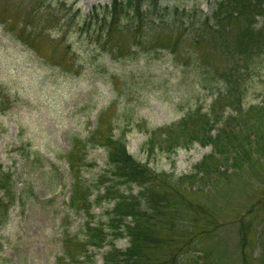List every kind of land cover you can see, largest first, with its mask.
I'll list each match as a JSON object with an SVG mask.
<instances>
[{
  "label": "trees",
  "instance_id": "1",
  "mask_svg": "<svg viewBox=\"0 0 264 264\" xmlns=\"http://www.w3.org/2000/svg\"><path fill=\"white\" fill-rule=\"evenodd\" d=\"M167 1L108 0L95 5L87 18L95 19L110 61L135 63L131 74L141 62L147 65L168 56L176 77L192 72L210 102L205 111L197 106L169 125L146 131L144 163L127 152V132L117 126L120 131L115 136L109 120L104 128L103 114L86 136L72 141L66 153L68 207L82 211L86 221L82 240L64 229L63 264H95L92 250L107 245L101 264H221L209 259L220 244L213 242L216 190H233L231 182L236 184L237 175L246 168L253 167L260 176L264 173V98L258 105L243 106L264 70V0H217L208 12L196 5L187 10L170 6ZM3 24L12 32L10 23ZM43 35L42 30L27 29L20 41L37 55L34 44ZM120 39L127 44L121 45ZM70 49L68 45L66 51ZM71 57L74 61L90 59L84 53ZM88 67L104 72L91 63ZM6 102L8 96L0 90L1 110ZM130 116V112L122 114L126 126L131 124ZM193 144L210 147L211 152L192 173L175 178L149 168L152 156L173 155ZM97 147L106 150L107 173L89 184L80 169L85 166L87 150ZM30 155L24 159L30 161V172L39 171L46 179L49 166L46 172L44 166L36 168L40 163L37 153ZM14 173L15 169L4 170L0 164V227L8 221L15 200L24 194L15 189ZM52 177L58 186L57 177ZM103 203L111 205L104 222L92 213L94 206ZM244 223L248 226L250 222ZM245 224L240 223L237 235L241 255L248 260ZM122 239L127 247L116 248L114 242ZM259 261L263 263L264 257Z\"/></svg>",
  "mask_w": 264,
  "mask_h": 264
},
{
  "label": "rangeland",
  "instance_id": "2",
  "mask_svg": "<svg viewBox=\"0 0 264 264\" xmlns=\"http://www.w3.org/2000/svg\"><path fill=\"white\" fill-rule=\"evenodd\" d=\"M35 1L0 0V90L8 96L6 108H0V164L4 170L15 169V189L24 192L11 206L8 221L0 227V264H63L64 229L76 240L84 238L85 215L68 207L70 178L66 153L75 138H83L93 129L101 114L106 116L104 128L109 120L115 136L120 131L117 126L127 132V152L144 163L146 131L169 125L197 106L205 111L211 99L197 87L192 72L178 79L168 56L147 65L141 62L131 74L135 63L110 61L102 48L103 38L95 19L87 18L95 5L108 0ZM215 1L167 3L186 10L196 5L208 12ZM3 21L10 23L12 32ZM27 29L43 31V37L34 44L37 55L21 44ZM120 40L121 45L127 44ZM68 45L72 49L66 51ZM81 53L90 59H72L71 54ZM90 63L104 72L89 68ZM263 98L264 70L249 89L243 106L258 105ZM129 112L131 124L126 126L127 118L122 114ZM33 152L40 161L36 168L44 166L46 172L49 166L46 179L39 171L31 173L30 161L24 160L30 153L32 158ZM210 152V147L193 144L173 155L152 156L149 168L178 178L192 173L194 166ZM106 156L103 148L87 150L85 166L80 169L87 183H95L107 173ZM252 168L237 175L230 192L216 190L213 242L220 244L209 257L214 262L217 259L221 264H264L259 261L264 257V173L260 176ZM52 176L57 177L58 186L53 184ZM110 207L106 203L94 206L96 220L104 222ZM247 221L248 226L244 223ZM240 223L246 225L247 253L251 254L248 260H244L239 246ZM114 245L124 249L127 241L118 240ZM108 248L107 245L92 250L95 264H101Z\"/></svg>",
  "mask_w": 264,
  "mask_h": 264
}]
</instances>
